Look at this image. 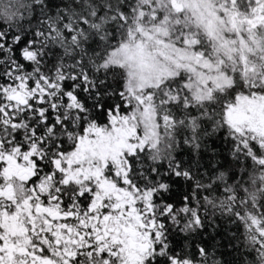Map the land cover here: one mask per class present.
I'll list each match as a JSON object with an SVG mask.
<instances>
[{
    "label": "snow or ice",
    "instance_id": "6c2138e0",
    "mask_svg": "<svg viewBox=\"0 0 264 264\" xmlns=\"http://www.w3.org/2000/svg\"><path fill=\"white\" fill-rule=\"evenodd\" d=\"M0 264H264V0H0Z\"/></svg>",
    "mask_w": 264,
    "mask_h": 264
}]
</instances>
